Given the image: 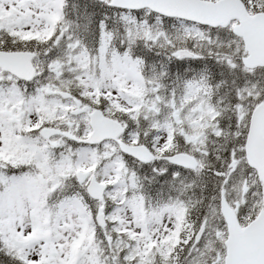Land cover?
<instances>
[{"label":"snow or ice","instance_id":"snow-or-ice-1","mask_svg":"<svg viewBox=\"0 0 264 264\" xmlns=\"http://www.w3.org/2000/svg\"><path fill=\"white\" fill-rule=\"evenodd\" d=\"M0 264H264V0H0Z\"/></svg>","mask_w":264,"mask_h":264}]
</instances>
